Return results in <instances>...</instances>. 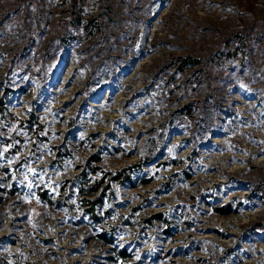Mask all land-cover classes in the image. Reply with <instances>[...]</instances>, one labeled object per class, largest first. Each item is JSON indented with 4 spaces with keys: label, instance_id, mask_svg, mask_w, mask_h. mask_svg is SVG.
<instances>
[{
    "label": "rangeland",
    "instance_id": "rangeland-1",
    "mask_svg": "<svg viewBox=\"0 0 264 264\" xmlns=\"http://www.w3.org/2000/svg\"><path fill=\"white\" fill-rule=\"evenodd\" d=\"M0 108V264H264V0H0Z\"/></svg>",
    "mask_w": 264,
    "mask_h": 264
},
{
    "label": "trees",
    "instance_id": "trees-1",
    "mask_svg": "<svg viewBox=\"0 0 264 264\" xmlns=\"http://www.w3.org/2000/svg\"><path fill=\"white\" fill-rule=\"evenodd\" d=\"M82 23H83L84 27L86 28L85 22H82ZM89 33H92V30H90ZM199 62H200L199 59H195L192 57L181 58L180 63H179V70H184L187 67L196 66L199 64ZM0 112L3 113L4 108H0ZM22 123L25 124L27 127H31V125H29V124L32 123V119L28 118V119L22 120ZM35 123H36L35 125H37V124L39 125L38 122H35ZM80 178L84 179L83 184H80L78 187V190L80 191V195H82L81 201L84 202V204H86L88 206V207H86L87 208L86 211L89 212L88 215L92 219L98 220L99 217L97 216V213H96V206L99 203H101L102 195L97 199H90L89 197L96 193V191L98 190L100 181L96 182V184H94L92 186H89V185L86 186L85 182L89 181V179L86 177V173H83L80 176ZM0 190L5 191V188L0 187ZM19 190L22 191L21 189H18V188H12V189L8 190V192L12 195V194H15L16 192H18ZM38 195H39V198L46 204H54L55 203V202H53L52 195H47L45 191H38ZM2 203L3 202H2L1 197H0V204H2ZM217 209H218V211H221L222 213H225V214H228L231 212V209L229 207L226 210H222L220 208H217ZM99 239L102 241L103 244H113L114 243L111 236H107L106 233L100 234ZM113 251H115L116 256H112L111 259H113L116 262L119 260L120 261H126V259L130 256V254L127 253L125 251V249H123V248H116L115 247ZM122 264H127V263L123 262Z\"/></svg>",
    "mask_w": 264,
    "mask_h": 264
}]
</instances>
